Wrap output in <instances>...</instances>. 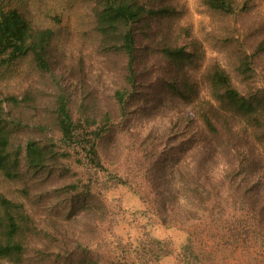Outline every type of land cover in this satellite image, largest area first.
<instances>
[{"label":"rangeland","instance_id":"rangeland-1","mask_svg":"<svg viewBox=\"0 0 264 264\" xmlns=\"http://www.w3.org/2000/svg\"><path fill=\"white\" fill-rule=\"evenodd\" d=\"M109 1L20 2L31 26L53 36L48 69L31 53L0 67L21 162L19 178L0 171V216L7 199L25 217L23 255L0 264H189L192 251L202 264H264V119L236 113L216 81L223 71L241 94L264 90V0H233L232 13L205 0H131L146 9L133 24V85L124 24L105 32L99 21ZM164 48L192 54L179 63ZM60 95L102 167L88 140H62ZM30 140L56 153L40 171L25 163ZM199 199L212 201L213 218ZM189 234L195 245L184 251Z\"/></svg>","mask_w":264,"mask_h":264},{"label":"trees","instance_id":"trees-1","mask_svg":"<svg viewBox=\"0 0 264 264\" xmlns=\"http://www.w3.org/2000/svg\"><path fill=\"white\" fill-rule=\"evenodd\" d=\"M206 4L215 10L225 13H232L235 10L233 0H205ZM21 0H0V67L7 69L18 58L29 53L33 55L34 61L40 69H48V47L53 36L51 29H35L31 26L28 19L20 9ZM146 9L131 0H110L99 14L100 24L105 32L117 29V26L124 24L125 34L123 35L122 50L128 56V82L130 85L136 84L137 71L135 66L136 47H135V32L133 24L140 22L144 17ZM155 13V12H154ZM165 56L179 63L184 55L190 56L192 53L185 51L183 48H164ZM216 81L218 84H224L225 90L223 98L233 106L236 113L247 116L262 117L264 119V90L251 95L241 94L235 88L230 86L229 77L223 72H217ZM125 92L118 91L117 98L120 102L125 100ZM15 103L17 99L12 97ZM220 101V99H218ZM57 117L62 134V140L66 144L81 145L83 140H88V158L95 167H102V163L97 151L96 143L90 139L82 138L76 130L77 124L73 121L68 109L67 98L60 95L57 99ZM234 112V113H235ZM8 119L5 117L4 99L0 92V171L10 178H19V166L21 164L18 158L15 157L11 150L10 129L7 126ZM208 128H212V121H207ZM264 149V141L262 143ZM84 146V145H83ZM55 155L54 151L48 148V145H41L39 141L30 140L26 144L25 163L29 169L40 171L47 167L50 158L49 155ZM264 156V151H263ZM113 178V177H112ZM117 178V177H114ZM117 180V179H116ZM120 180V179H118ZM119 183L122 181H118ZM205 193V189L202 190ZM252 209L256 207L250 203ZM214 204L209 199H199L197 207L201 216L204 213H209L208 218L212 217V207ZM3 211L0 216V259L6 262H13L14 257L20 258L23 255V245L17 239L19 231L22 230L23 219L25 218L22 212H17L20 205L4 199ZM17 212V213H15ZM23 218V219H22ZM168 223L167 219L162 220ZM195 240L189 234L187 243L184 245V251L194 247ZM193 258H187L189 264H202V259L198 252H191ZM158 261V258L155 262ZM109 264H112L111 262Z\"/></svg>","mask_w":264,"mask_h":264}]
</instances>
